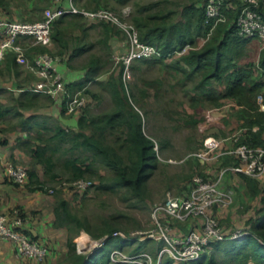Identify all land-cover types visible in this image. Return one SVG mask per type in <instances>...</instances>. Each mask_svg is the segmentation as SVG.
<instances>
[{
    "label": "trees",
    "instance_id": "16d2710c",
    "mask_svg": "<svg viewBox=\"0 0 264 264\" xmlns=\"http://www.w3.org/2000/svg\"><path fill=\"white\" fill-rule=\"evenodd\" d=\"M128 1L116 0L118 5H124ZM39 2L38 0L30 1V7L25 10L26 16L22 18L23 21H34L42 17L43 7ZM73 2L86 9L99 7L115 9L113 5H110L109 0H87L84 3L73 0ZM163 2L165 1L158 0L150 4L138 5L135 9L140 15L132 14L130 16L139 40L154 45L160 50L157 56L135 60L130 68H137V62L146 64L162 62L177 54L184 45H191L183 53L177 54L178 59L168 65L170 70L181 71L185 79H191L198 75L199 78L194 82L193 91L200 93L204 100L212 101L216 106L222 105L221 100L232 102L240 122V128L244 129L234 146L247 143L264 148V109L260 106L264 104V80L260 78L264 74V48L259 54L258 63L261 70L259 75H254V67L251 63L237 66L233 62L242 53L243 47L255 40L254 37H244L237 32L235 19L239 5L235 3L234 8L223 9L227 17L226 20L218 23L207 40L197 46L194 44L196 37L206 36L210 30V24L203 22L204 2L200 5L192 2L184 4L181 8L180 19L177 18V20L176 18L171 20L172 17L169 19L174 12L170 9L164 11L161 6L154 13L143 14L150 7ZM44 5L52 6V2L48 0ZM8 6V0H0V7L5 12H8ZM261 12L264 20V9H261ZM69 16L72 17L67 20ZM4 17L14 20L11 17ZM83 19L79 14H64L52 21L50 32L52 44L56 47V53L61 55L62 61L72 59L93 46L92 42L86 44L85 41L82 42V39L88 35L87 29L90 27L85 25ZM98 25L101 37L97 42L106 48V59H102L96 54H90L89 59L83 64L84 77L77 82L66 83V87L71 92L85 87L86 94H90L91 98H97V94L86 87L89 82L97 81L108 92L112 102L111 109L94 114L88 110V104H86L79 111L69 114L79 115L76 128H71L60 122H48L53 117L51 115L29 114L24 116L22 110L34 107L33 98L40 92L28 89L35 83V76L27 71L23 72L24 69L15 60V53L12 50H7L0 63V76L4 75L3 72L9 76L13 74L16 81L14 87L19 89V93L17 97H14L10 92L11 98L5 96L3 99L0 96V130L2 129L1 124L5 123L7 127L26 133L25 137H16L15 145L32 164V167L26 168L27 178L25 180L26 187L30 191L47 192L49 187L56 190L54 184L46 188V182H61L62 179L72 182L82 178L89 180L91 184L81 191L68 185L74 195H84L91 186H96L98 189L110 190L124 188L140 200H144L148 198L149 194L148 179L157 167L158 147L152 137L144 132L142 115L133 105L137 98L132 90H128L127 84L122 79L123 65L118 64L116 69L108 71L106 78L99 80L102 73L107 71H104L103 67L109 62L111 49L109 40L115 34H119V30L107 22L100 21ZM70 30L72 32L77 30L79 33L70 37ZM47 50L49 48L46 46L36 45L28 47L25 54L28 59L32 60L34 55ZM28 77L29 81H26ZM259 95L262 97L261 103L257 101ZM44 98L47 101L46 106L50 107L52 105L50 98L48 96ZM9 99L12 100L9 101ZM87 103L90 104L91 101L88 100ZM64 110L65 106L62 103L61 114L64 113ZM12 119L15 121L11 122ZM195 123L196 120L191 117L190 121L186 122L190 126H195ZM107 135L114 136L112 143L106 141ZM163 147L164 143L160 141L159 149H163ZM218 159L219 169L239 164L237 157L231 154L220 155ZM187 160L191 168V174L187 177L192 183L195 174L203 175L201 170H198L200 159L196 156H189ZM99 165L113 171L114 175L109 183L103 182L104 176L99 170ZM37 166L42 169L43 178L38 174ZM58 166L60 169L57 168ZM3 176L6 182L17 185L5 174ZM222 176L225 180L224 190L232 188L238 192V187L234 183L239 182L246 188L252 200L259 201V206L254 209V215L249 216L245 221L250 234H246L240 240L214 241L208 246L212 247L209 252L206 250L197 260L184 264H220L216 257L218 250L233 259L234 264H248L247 260H252L255 264H264V185L259 186L257 181L259 178H251L231 169H225ZM95 180L98 182L95 183ZM190 186L186 187L187 191ZM56 192L54 193L56 201L53 206L52 225L62 227L67 232L66 256L63 264H108L112 248L124 249L125 246L131 244L119 237H108L101 247L88 256L78 253L76 251V236L81 230L94 238H99L105 234H111L117 229L126 230V228L107 218L99 225L92 226L86 216L74 213L70 209L69 200L57 195ZM239 196L241 197L240 194H238ZM235 202L243 205L236 198ZM215 207L211 208V213L217 216L213 211ZM14 210L27 217V213L20 207L6 211V214L12 217ZM24 231L31 239L46 245L49 250L47 242L42 241L32 229L26 228ZM113 240H118L117 244L104 253L105 246ZM146 245L147 240L140 241L128 251L136 252L145 248ZM90 260L92 263L89 262ZM44 261L38 262V264H42ZM160 264L173 263L171 259L165 258Z\"/></svg>",
    "mask_w": 264,
    "mask_h": 264
},
{
    "label": "rangeland",
    "instance_id": "374dc122",
    "mask_svg": "<svg viewBox=\"0 0 264 264\" xmlns=\"http://www.w3.org/2000/svg\"><path fill=\"white\" fill-rule=\"evenodd\" d=\"M22 1L23 0H21V2ZM38 1H40L39 4L42 5L43 10L49 7L48 5H44L48 0ZM86 1L87 0H79V3H84ZM149 1L151 2V0H129L124 6L118 5L116 0H109L110 5H113L115 9H107L119 14L122 8L127 6L129 8L127 19L131 21L130 16L132 10H135L136 6L140 5V3L145 4ZM191 2L200 5L204 0H166L163 4L164 9H170L174 12L169 19L172 17L171 20H173V18L174 20L175 18L177 20V18L180 19L182 6ZM163 4L161 3L159 6ZM70 17L72 16L67 17V20H70ZM12 19L19 20L20 18L17 16V18ZM20 20L23 21V19ZM83 21L86 26L90 27L87 29L88 35L86 38L82 39V42L85 41V44L92 42L93 46L88 51L72 59V63L77 66H80L81 64L83 65L85 61L89 59L90 54L99 55L102 59H106L107 54L105 51L106 48L97 42L101 37L100 27L98 25V22L100 21H92L86 18H84ZM75 31L76 32H72L70 30L69 36L71 37L74 34L79 33L77 30ZM199 37H196L194 43L197 46L200 42ZM109 41L111 45L109 62L103 67V69H105L104 71H107L106 73H102L99 80L106 78L109 70L117 68L118 64L115 63L114 56L125 52V37L120 30L119 34H115ZM48 48L49 50L47 51L49 52H57L54 44ZM260 51L261 49L258 43L254 40L243 47L242 53L233 62L237 66L251 63L254 67V75H259V72H261L258 63ZM177 56V54H174L162 62L151 64L137 62L138 67L135 69L130 68V77L126 82L128 90H132L137 98V100L133 102V105L142 115L144 132L146 135L152 137L158 147L157 167L147 182L149 189L147 199L140 200L124 188L110 190L102 188L98 189L96 186H91L88 192L84 195H74L68 185L60 186L51 193L28 190L29 192H26V194L23 193L24 195L21 197L19 196L20 192L14 193L20 201L22 200L23 205L26 206L25 208L30 210L29 213L34 216V219L37 220L36 222H41L44 226L43 235L38 234V236L42 241L47 242V245L49 246V254L47 257L55 255L52 260L53 264L64 263L65 256L60 254L61 246L63 247L66 245L67 236V232L62 227L52 226L55 230H52L51 234L46 230V225L54 220L53 206L56 201L54 198V193L56 191L57 195L69 200L70 209L74 213L79 216H86L94 227L107 218L124 225L126 228V230H117H123L126 232L145 230L152 225L151 216L154 206L162 202L167 193L185 194L187 192L186 187L191 185V180L189 181V177H187V175L191 174L190 164L187 160V158H189L188 155L195 151L204 150L208 143L215 140L221 141L218 150L222 151L225 148H230L235 143L232 137L240 136L244 131L243 128H240V122L237 118L236 110L234 111L233 109L232 102L221 100L222 105L216 106L214 102L204 100L201 98L200 93L193 91L194 82L199 78L198 75L191 79H185L181 71L170 70L168 65L177 60ZM68 65L69 64H67V66ZM260 78L264 80V74H262ZM26 81H29V77ZM87 87L99 97L91 98L90 94H87L91 103L89 104L86 102V104H88V110L91 113L98 114L111 109L112 102L110 96L100 83H97V81H91L87 84ZM258 97L259 100L262 101V97L260 95ZM190 117L193 120H196L195 126L186 124L187 121H190ZM56 119L52 117L48 122H58ZM113 140L114 136H106V141L112 143ZM160 141H163L164 143L163 149H159ZM22 157L23 161L20 159L15 163L26 168L32 167L28 157L26 155ZM199 164L200 166H198V170H201L205 176H216L222 170L219 169V159L216 157L207 160L201 159ZM57 168L60 169L59 166ZM36 169L38 174L42 177V169L38 166ZM99 170L104 176L103 182L109 183L111 177L114 175L113 171L100 165ZM262 176L257 177L259 178L257 180L259 186L264 185V174ZM61 181H63V179ZM59 182L60 181L55 183L46 182L45 187L48 188L53 184L56 186ZM97 182L98 181L95 180V183ZM224 183L225 180L222 176L220 182L221 189L225 188ZM234 184L238 187V192H235L232 188L228 189L232 197L230 203L227 205L216 206L213 209L219 218L220 225L223 226L226 231L231 232H235L239 229H247L245 224L246 219L249 216L254 215V209L259 206V201L257 199L252 200L243 185L239 182ZM238 194H240L241 197H238ZM235 198L243 205L235 202ZM54 231H57V233H53ZM59 232H62L65 236V242L63 244V242L55 241L53 243L54 248H52L49 245V238L52 239L51 236L58 234ZM56 238L60 239V235H57ZM95 240L97 239L84 230H81L76 236L78 253L83 255L87 254L83 252V249L89 247ZM228 240L231 239H226V241L223 242H227ZM117 242L118 240H113L111 243L107 244L103 252H108V250L112 246H115ZM135 243L136 242L133 244L135 245ZM133 244H128L124 247V250H130L133 247ZM145 248H154V243L153 245L147 244ZM211 249L212 247H208L206 252H209ZM216 257L220 264H234V260L228 258V256L221 250L216 251ZM89 262L92 263V260ZM246 263L255 264L252 260H247Z\"/></svg>",
    "mask_w": 264,
    "mask_h": 264
},
{
    "label": "built area",
    "instance_id": "2783aa9c",
    "mask_svg": "<svg viewBox=\"0 0 264 264\" xmlns=\"http://www.w3.org/2000/svg\"><path fill=\"white\" fill-rule=\"evenodd\" d=\"M52 6L45 8L42 17L34 21H18L5 18L0 13V63L7 50L15 53L17 64L24 67L38 78L29 90L50 96L54 101L64 104V114H72L86 105L89 97L84 92L85 87L73 92L66 87V82L59 69L62 62L61 55L44 51L36 54L29 60L25 54L28 47L52 45V21L64 14H79L92 21H102L116 26L125 37V52L115 55L116 64L123 65L122 79L126 83L130 77V66L138 59L159 55L160 50L154 45L140 41L134 25L127 19L129 8H122L119 14L107 8L86 9L77 6L73 0H50ZM239 5L235 25L239 35L254 37L260 49L264 48V20L261 9H264V0H205L204 24H210L206 36L199 37V45L203 44L213 31L214 27L226 20L223 9L234 8ZM23 39V41H21ZM191 45L186 44L177 52L183 53ZM193 47V46H192ZM87 87V86H86ZM258 102L261 103L258 97ZM264 109V104H261ZM239 136H233L234 142ZM220 140L211 141L204 150L190 153L200 160L218 158L223 154H231L239 160L238 165L231 169L249 177L257 178L264 174V148L240 143L224 150H218ZM215 150V151H214ZM225 169L216 176L196 174L189 190L185 194L167 193L164 200L156 204L152 210V225L145 230L126 232L115 230L96 238L89 247L83 249L86 256L101 247L108 237H119L131 243L152 241L154 248H142L136 252L112 248L108 264H160L165 258L171 259L173 264H184L197 260L207 247L214 241L226 239H242L249 230L226 231L220 225L219 218L211 213L213 206H222L230 203L232 197L228 190L220 188V182ZM3 174L13 183L23 184L27 178L26 167L7 161L4 163ZM91 182L86 179H76L72 182L61 181L55 187L71 185L77 191L84 190ZM48 188L47 192H53ZM28 219L14 210L11 217L0 211V239L12 243L15 255L20 259L42 262L47 257L48 247L31 239L24 231ZM187 227L183 230L182 226ZM77 251V246H76ZM78 252V251H77Z\"/></svg>",
    "mask_w": 264,
    "mask_h": 264
},
{
    "label": "crops",
    "instance_id": "0c3cea01",
    "mask_svg": "<svg viewBox=\"0 0 264 264\" xmlns=\"http://www.w3.org/2000/svg\"><path fill=\"white\" fill-rule=\"evenodd\" d=\"M9 1V6H8V12H5V10L0 7V13L1 15H4L6 17H11V18H17L19 16L20 19H22L25 16V10L29 9L30 7V1L31 0H8ZM34 1V0H33ZM37 1V0H36ZM158 0H151V2H147L145 4H150L152 2H155ZM166 1V0H165ZM142 3H140L141 5ZM163 4V3H162ZM127 5V4H126ZM143 5V4H142ZM125 6V5H124ZM164 11H167L169 9H164V4L161 5ZM137 8V6H136ZM159 9V5H155L147 9L146 11L143 12V14L146 13H154ZM137 15L139 16L138 12L135 10H132L131 15ZM18 21H22V20ZM17 20V19H14ZM23 41V39L21 40ZM30 48V47H29ZM35 56V55H34ZM76 57V56H75ZM74 59V58H72ZM72 59H65L60 63L59 69L63 75V78L66 83H72V82H77L81 80L84 77V68L83 65L81 64L80 66H77L76 64L72 63ZM30 60V59H29ZM66 62V64H65ZM67 64H69L67 66ZM19 65V64H18ZM21 66V65H20ZM2 67V64H1ZM22 67V66H21ZM24 70L23 72H29L26 70L24 67H22ZM79 68V69H78ZM30 73V72H29ZM4 74L3 76H0V88H2V92L0 93V96L4 99V97H17L19 93V89H16L15 86V77L10 75H7V73H2ZM34 76V75H33ZM100 79V77H99ZM38 78L35 76V81L36 82ZM24 81V80H23ZM6 92V93H5ZM13 93L11 95V93ZM45 96L48 95H43V93H38L36 96H34L33 100V106L29 109H23L22 112L24 116L29 115V114H42V115H51L53 118H57L58 122H60L63 125L70 126L71 128H76L77 126V117L79 115H68V114H61V102L60 101H54L50 96H48L52 102V105L50 107H47V101L44 98ZM12 99H9L11 101ZM15 121L14 119L11 120V122ZM2 129L0 130V211L6 212L12 208H17L20 207L24 212L27 213V219L28 222L26 224L27 228H30L34 231V233L41 234L43 235L44 231V226L41 224V222H36L37 220L34 219V216L29 213L30 210H27L25 205H23L22 200L20 201L17 196L14 195L15 192H20L19 196H23L26 192L28 193V189L26 187V182L23 184H17L13 185L9 182H6L4 180L3 176V170L2 167H4V163L7 161H13L17 162L20 159L23 161L24 154L23 152L18 149L15 145V139L16 137H25L26 133L21 132L18 129H13L10 127H7L5 123L1 124ZM10 128V129H9ZM37 191V190H36ZM13 194V196H12ZM36 217V216H35ZM49 225V227H48ZM46 225V230L52 233V230H55L52 226V221ZM51 229V230H50ZM182 229L185 230L187 227L184 225L182 226ZM53 233H57V231H54ZM60 235V239H57L56 236ZM62 235V236H61ZM50 243L49 245L54 248L53 243L55 241L59 242H65V236L63 235L62 232H59L58 234H55L51 236ZM133 244V243H131ZM136 244V243H135ZM148 245H153L151 241H147ZM134 245V244H133ZM65 252V253H64ZM60 253V252H59ZM66 256V245L63 247L61 246V254ZM55 257V255H53ZM53 256H48L46 260L42 264H53L52 260L54 259ZM0 264H38V262L33 261V260H25V259H20L18 258L13 249V245L11 242L0 239Z\"/></svg>",
    "mask_w": 264,
    "mask_h": 264
},
{
    "label": "bare ground",
    "instance_id": "6f19581e",
    "mask_svg": "<svg viewBox=\"0 0 264 264\" xmlns=\"http://www.w3.org/2000/svg\"><path fill=\"white\" fill-rule=\"evenodd\" d=\"M85 243V242H84Z\"/></svg>",
    "mask_w": 264,
    "mask_h": 264
}]
</instances>
